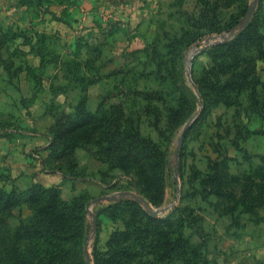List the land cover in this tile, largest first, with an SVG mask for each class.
<instances>
[{
    "label": "rangeland",
    "instance_id": "374dc122",
    "mask_svg": "<svg viewBox=\"0 0 264 264\" xmlns=\"http://www.w3.org/2000/svg\"><path fill=\"white\" fill-rule=\"evenodd\" d=\"M248 9L264 34V0H0V187L21 199L0 206L5 264H94L93 247L100 264H264V206L240 205L255 188L246 177L264 181V41L240 34ZM91 81L88 108L123 115L121 137L102 153L96 133L62 157L64 175L41 148L44 115L72 110L70 85ZM131 127L154 142L147 173L121 156L137 152ZM53 173L60 212H34L27 186ZM62 226L70 238H55ZM178 234L164 255L162 238Z\"/></svg>",
    "mask_w": 264,
    "mask_h": 264
},
{
    "label": "trees",
    "instance_id": "16d2710c",
    "mask_svg": "<svg viewBox=\"0 0 264 264\" xmlns=\"http://www.w3.org/2000/svg\"><path fill=\"white\" fill-rule=\"evenodd\" d=\"M29 1V0H25ZM240 34H244L245 43L246 45L252 44L257 45L259 49L262 48V43L264 41V34H262L258 28L257 22L250 20L245 27L240 30ZM232 40V39H231ZM229 40V42H231ZM223 44L217 45L214 47V51L219 50L220 47H222ZM39 53V52H38ZM94 81V80H93ZM91 81L90 83H87L86 85L82 84H72L71 87H76L79 89V92L81 93L78 101L71 105L72 110L66 111L61 114H52L54 117V120L52 124L48 127V133L50 135V141L48 146L46 147L48 149L47 153V159H53L56 160L57 163L55 164L56 169L60 171L62 174L65 175L64 167L62 166V157L67 154L70 156L74 150L78 147L85 148V146L92 142V139H95L96 133L98 135H102V138H97L95 141V144L99 146L100 151L103 153L105 151H112V149L108 148L107 146H103V140L107 142V145L112 144L115 142L116 138L121 137L120 133V122L119 120H122L123 115H119L117 118H110L107 115V111L104 107V101H100L96 107L95 110H90L87 106V100L89 98L87 94V88L89 85L93 84L94 82ZM204 100V98H203ZM121 110V114H124L122 107L117 106ZM194 109V107H193ZM97 114H100L98 117ZM131 129H133L131 127ZM132 133L128 136H130V143L133 146H137V152L135 154H131V151L129 148L125 149L122 153V157H132L133 162L137 165L132 164L136 168H140L141 174L143 172L147 173L146 166H143L142 158H149L152 159L154 155V152L156 151L154 147V142H152L150 139L140 135L138 130H131ZM127 135V132H126ZM116 153H118L117 147H116ZM138 153H142V155L139 157ZM64 158V157H63ZM258 170L264 171L263 167H258ZM264 175V174H263ZM252 185L254 184L255 188L253 189L252 186L246 185L244 189L241 191L245 193V195L242 197V201L240 205L242 206V209L245 212H250L255 207H261L264 206V181L263 182H256L253 177H246ZM262 180H264V176L261 177ZM255 181V182H254ZM2 187V188H1ZM0 187V199L2 196L4 197L5 202H1L0 200V206L5 205L7 202L12 200L11 208L18 204L21 200L19 195L12 191H7L3 186ZM57 186L56 185H44L40 182H35L27 186L26 194L28 195L29 201L32 203V208L34 209V212L38 213H48L51 211L52 213L56 214V212H60V210L57 209V205H59V199L57 197ZM42 193L47 194V199L42 201V206L38 207L36 206V196L40 195ZM27 197H25L26 201ZM157 217H147L146 219V225L143 224V226L140 229H146L148 224H156ZM2 225H5L4 222L0 221ZM25 224L21 223L18 227H23ZM32 231L39 234H46L49 231H47L44 227L41 225L35 224L31 228ZM53 235L56 239H62L65 240L67 238H70L64 233L66 232V229L64 226L61 228H53ZM64 231V232H63ZM168 233H174L171 228H168ZM56 232V233H55ZM118 233H125V232H115L112 236H115ZM1 234L3 236L1 237L0 242L3 243V248L0 246V260L1 264L6 263V257H2V251L3 253L7 251V242L10 237L7 230L3 231ZM165 243L167 244L168 248H165ZM183 244V238L180 234H178L175 237H171L167 235V237L162 238V250L164 255H167L168 257H171L172 254L177 253V246ZM14 248V246H12ZM195 249L198 252V247L194 245ZM18 249V248H16ZM186 249L188 253H193L191 250H189V245H186ZM84 250L82 249V252ZM16 252V251H15ZM84 253V252H83ZM40 254V253H38ZM93 254V262L94 264H100L102 262V259L104 257V254H102L101 251H99L96 247H93L92 250ZM42 255V254H41ZM15 257L12 259V263L15 262ZM43 262L42 264H51L52 262L49 261L47 258L42 257ZM23 260L26 261L25 257H23ZM83 263H85L84 259ZM27 262V261H26ZM82 262V261H81ZM192 264H198V262L195 260L192 262Z\"/></svg>",
    "mask_w": 264,
    "mask_h": 264
},
{
    "label": "crops",
    "instance_id": "0c3cea01",
    "mask_svg": "<svg viewBox=\"0 0 264 264\" xmlns=\"http://www.w3.org/2000/svg\"><path fill=\"white\" fill-rule=\"evenodd\" d=\"M69 23H70V21H69ZM68 90H70V89H68ZM68 90L67 91H65L64 93H67L68 92ZM76 96V95H75ZM88 96H89V93H88ZM90 97V96H89ZM78 99H79V97H77L76 99H75V101H74V103L72 104V105H74L77 101H78ZM90 110H95V108H92L91 106H90V108H89ZM46 115H48L49 117H48V119H50L49 120V122H48V127L52 124V122H53V120H54V117H53V115L52 114H45L44 115V117H47ZM48 127L45 129V132H42L41 134L44 136L45 135V133H46V135H47V139H46V142L44 143V144H42V146H41V148H42V150L44 151V152H46V153H48V149L46 148L47 146H48V144H49V141H50V135H49V133H48ZM60 174L59 173H53V175H52V177H55L56 176V181L55 180H53V181H50L49 183L48 182H44V181H42L41 179H39V176H36V178H34V181H38V182H40V183H42V184H44V185H52V184H59L58 183V181H59V177L61 176H59Z\"/></svg>",
    "mask_w": 264,
    "mask_h": 264
},
{
    "label": "water",
    "instance_id": "95a60500",
    "mask_svg": "<svg viewBox=\"0 0 264 264\" xmlns=\"http://www.w3.org/2000/svg\"><path fill=\"white\" fill-rule=\"evenodd\" d=\"M251 12H252V9H248L247 12H246V16L245 18L243 19V25L246 24V22L249 20L250 18V15H251ZM184 132V131H183ZM183 132L180 136V140L182 138V135H183ZM178 149H179V146H177L176 150H175V153L177 154L178 152ZM140 199V198H139ZM142 202L144 203L145 206H147L148 210L150 213L152 214H156L158 212V210H153L151 207H150V204L143 198H141ZM93 219L95 220L96 219V216L93 215Z\"/></svg>",
    "mask_w": 264,
    "mask_h": 264
}]
</instances>
